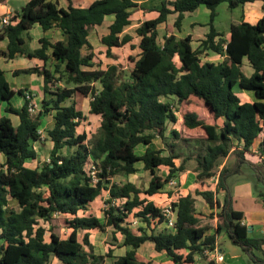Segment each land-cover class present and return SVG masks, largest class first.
Instances as JSON below:
<instances>
[{"label": "trees", "instance_id": "obj_1", "mask_svg": "<svg viewBox=\"0 0 264 264\" xmlns=\"http://www.w3.org/2000/svg\"><path fill=\"white\" fill-rule=\"evenodd\" d=\"M254 1L263 3L262 17L253 25L232 24L229 38L223 39L213 26L217 6L225 3L233 10ZM200 6L210 11L209 32L193 49L189 36L178 39L166 25L176 15L173 27L180 30L184 15ZM138 7L131 0H98L87 8L63 10L46 0H30L14 14L16 24L3 26L0 38H7L8 44L0 50V59L23 56L41 61L40 66L14 74L40 76L43 97L39 111L30 115L26 91L12 89L0 69V106L5 105L0 117V264H50L52 259L60 264H105L107 260L109 264H153L138 257L144 244L173 264H193L204 251L215 248L222 233L254 263L264 264V237L248 235L242 214L232 208L227 185V179L246 166L254 182L264 186V140L257 149L260 163L253 165L245 158L264 133V0H161L158 8L150 10L157 12L155 19L142 22L133 34L124 33L132 24V10ZM107 16L113 20L100 38L106 57L112 56L113 48L134 49L133 41L138 39L139 54L126 78L118 76L116 66L95 68L98 58L88 35ZM35 24L43 31L59 30L61 39L43 38L40 48L31 51L28 32ZM161 26H166L163 35ZM203 53L223 55L224 60L203 62ZM244 60L253 70L249 77L241 71ZM237 90L253 93L255 101L242 103ZM76 95L89 98V114L100 117L91 138L77 132L86 117L76 109ZM15 96L24 99L19 109L12 106ZM43 117L52 119L46 130L52 147L48 160L40 162L34 145L41 141ZM167 136L171 142L166 149L153 146L156 139L165 141ZM176 143L194 151L190 155L199 186L216 176L220 161L235 156L234 166H223L219 172L215 192L194 193L216 210L213 234L199 224L190 193L172 203L174 227L159 228L164 217L150 199L164 192L171 180L179 185L177 180L191 159L176 151ZM139 148L141 154L136 153ZM176 159H182L179 166ZM31 162L37 163L35 168L26 166ZM139 163L150 175L146 189L129 181H112L137 174ZM92 166L97 170L95 184L88 174ZM160 168L167 171L165 177L157 174ZM253 188L258 191L257 185ZM105 192L101 221L89 211ZM220 194L222 199L217 197ZM257 196L264 202V191ZM130 218L141 226L132 228ZM56 228L68 235L61 237ZM106 229H111L115 242L116 235L121 236L124 255L115 256L111 248L102 255L94 253L88 231Z\"/></svg>", "mask_w": 264, "mask_h": 264}, {"label": "crops", "instance_id": "obj_2", "mask_svg": "<svg viewBox=\"0 0 264 264\" xmlns=\"http://www.w3.org/2000/svg\"><path fill=\"white\" fill-rule=\"evenodd\" d=\"M29 1L30 0H2V2L0 1V32L3 28L1 20L6 16L14 15L18 10H20ZM46 1L55 3L57 7L60 9L67 10V8L70 6L74 8H87L93 2L98 1V0H46ZM131 1L137 3L139 7L133 9L131 12L132 14H131L130 19L132 21V24L124 31V33H129V34H133L134 29L138 25H140L142 22L155 19L158 15L157 12L150 11V10L153 8H158L161 2V0H131ZM168 1H175V0H168ZM221 14H224L226 16V19L221 18V23H220V22H217L216 20L217 17H216L214 19L213 26L217 32L221 33L222 38L227 40L229 38V30L232 24H236L240 22H247L253 25L257 23V21L263 15V3L261 1H254L250 3H246L233 10H230L227 4L222 3L221 4ZM209 16H210V11L206 7L200 6L194 12L187 13L184 15V19L182 20L180 30H176L173 27V22L175 20L174 18L176 17V15H171L169 17L166 26H169L170 24L172 25L171 33L174 34L178 39H183L189 36L191 38L192 48L196 49L200 46L201 41L205 39L207 33L209 32V27L207 26ZM172 18L173 20H171ZM112 20H113L112 16H107L105 17L103 23L100 26H95L93 29L89 31L88 41L93 47V52L98 58L100 54L105 55L106 47L100 43V38L107 34V27L112 22ZM166 26H161L159 30L163 29L165 32ZM28 36H29V39L27 40V46L31 51H34L40 48L41 46L40 40L43 38L49 40L50 42H55L61 39V34L59 30L51 29L48 31H43L41 26H39L38 24L33 25L31 29H29ZM7 44H8L7 38H0V50L6 49ZM125 46H128V45H125ZM263 48H264V44H263ZM114 49H119V48L111 49V53L114 51ZM200 57L203 62L206 61V62H211L214 64H217L224 60L223 55H215V54H209V53H203ZM41 64L42 62L37 59L29 60L23 56H19L12 60H6L3 58L0 59V69L4 72L7 82L9 83L8 77H10L11 79H14L15 81L18 80L13 86H11L9 83L10 87L14 90H22L23 92L30 91L32 95L34 96L35 102H40L43 97V79L40 76L36 74H32V73L15 75L14 72L27 70V69L33 68L34 66H40ZM241 71L247 77L251 76V74L253 73L252 68L248 65L246 60L243 61ZM236 93L242 103H252L255 101L253 93L249 91L237 90ZM13 100H14V103H13L14 106L13 105L12 106L15 109H19L24 103V99L20 96H15ZM1 107L2 109H4L5 105L0 106V108ZM3 115L4 113L1 112L0 117H2ZM218 123L219 125H221L222 120H219ZM261 140H264V133L258 139H256L255 142L253 143L251 153H248L245 155L246 160L253 165H257L258 163H260V157L258 156L257 149H258V145ZM49 143L51 145L50 147H52V144L50 141ZM228 157L225 159L223 165L226 164ZM26 166L29 168L36 167V166H30L29 163H27ZM185 173L188 174L189 171H186ZM192 174H194L195 176V173H192ZM244 174H246V172ZM244 174H242V171H241L239 175L243 176ZM130 176H133V175H130ZM182 177L183 175H181V177L179 176L180 178L179 181L182 179ZM185 177H187V175H185ZM127 180L134 184V182H132V180H130L129 178ZM230 195L232 197V208L234 211L240 212L242 214L241 224H244L247 227L248 235L254 238L264 237V202L262 198L258 197L257 195L253 193V185L250 182H243L242 184H235L234 193L232 191V194L230 193ZM102 196L107 198V193L106 192L103 193ZM217 197L219 199H222L223 195L220 194ZM153 198L154 197H152V199L150 200L154 202ZM168 199L170 200V197ZM214 221H215V228H216V218L214 219ZM107 232H108V229H106V231L102 234L104 235ZM214 232H215V229L214 231L211 229L207 230V234H213ZM88 234L90 238L95 234L99 235V232L96 230H91V231H88ZM67 235H68V232H67ZM224 235L225 234L222 233L221 235L217 237V240H216V245L221 252L222 250L219 248V242L221 241ZM116 237H117V241L120 242L122 240V238H120L121 237L120 235L117 234ZM144 246L151 247L152 251L156 254L155 258L157 260H153V261L149 260L153 264H173L164 254L156 253L150 244H144L140 248L143 249ZM111 247H112L111 249L115 248V246H111ZM119 250H121V253L119 255H116V250L113 251V254L115 256L124 255L126 249L124 247H120ZM138 253L139 251H137V254ZM256 255L258 257H261L260 253H256ZM138 257H139V254H138ZM57 262L58 261L56 259H52L50 264H57ZM58 264L60 263L58 262ZM222 264H226L225 257H224V261Z\"/></svg>", "mask_w": 264, "mask_h": 264}, {"label": "rangeland", "instance_id": "obj_3", "mask_svg": "<svg viewBox=\"0 0 264 264\" xmlns=\"http://www.w3.org/2000/svg\"><path fill=\"white\" fill-rule=\"evenodd\" d=\"M215 13H216V17H217L216 18L217 22L221 23V18L226 19V16L224 14H221V4L217 6V8L215 9ZM171 20H173V18ZM208 22H209V20H208ZM169 28H172L171 24L169 25ZM163 33H164V30L160 29L159 34L163 35ZM137 44H138V39H136V40L134 39V41H133L134 49H130L128 46H125V47L119 48V49H114L111 57H106L105 55L100 54L99 58L97 57L98 60L95 61L96 62L95 68H101L103 70H106L108 66H116L118 76L120 78H126L128 73L130 72L131 68L133 67L132 60L137 59L138 54H139V49L137 48ZM8 81H9L10 85L13 86L18 80L15 81L14 79H11L10 77H8ZM75 98H76L75 99L76 109L81 111L84 114V116L86 117V119L80 123V125L77 129V132L78 133L84 132L87 134L88 138H91L92 135H96V133L98 131V128L100 125V117L89 114V107H88V103H87V102H89V98H84L81 95H76ZM13 103H14V100L12 101V105L14 106ZM38 103H40V102H38ZM1 112H3L2 107L0 108V114H1ZM36 113H34L33 115H36ZM11 120H12V123L14 125L17 124V119L14 116L11 117ZM41 121H42L41 126H40L41 141L34 145L35 150L37 151V154H38V159L40 162L48 160V154H49V151L51 149V147H50L51 145L49 143V140L47 139L46 130L51 125L52 119L50 117H43L41 119ZM175 128H177V126ZM167 137H169V139H167L165 141H162L160 139H156L154 141L153 146L156 149H166L165 144L171 142V137L170 136H167ZM176 144H177L176 151H178L182 157L190 155L191 152H192L191 154H194V151L192 149H186V148L184 149L183 146L179 145V143H176ZM142 152H143L142 148H139L138 150H136L137 154H141ZM190 156H191V159L186 161V163L184 165L185 171L183 172V173H185L186 171H189V173L188 174H186V173L180 174V177H181V175H183V177L180 180L179 185H176L174 190L169 189V187L167 185L166 190L164 192L154 196L153 200L158 207L162 206L164 203H167L168 202L167 199L172 195H173V200H174V198L175 199L178 198L179 195H185V194L190 193L194 196L195 190H211V191L215 192L219 172L222 169V165H223L225 159L220 161V165L215 171L216 176L210 180L205 181L204 186H199L197 184L198 182L196 181L194 174H192V173H194L196 163L193 159V155H190ZM181 160L182 159H176L175 160L176 166H179L181 164ZM234 164H235V156L233 154H231V155H229V157L226 161V164L223 166H226L227 168H232L234 166ZM29 165L30 166H36L37 163L31 162V163H29ZM141 167H142V165L140 163L137 164V168L139 169V172L133 176H126V177L125 176H117V177H114L112 179V181L117 182L118 184H122V183L128 181L127 179L129 178L139 188L146 189L147 185H148V181L150 179V175L148 172L143 171L141 169ZM245 172H246V174H244ZM166 173H167V171L164 168H160L157 171V174L159 176H162V177H165ZM242 174H244V175L243 176L234 175V176H230L227 179V185L230 189L231 194H232V191L234 193L235 184H242L243 182H250L252 185L254 184V185L258 186V191L255 190V188H253V193L255 195H257V193L259 191H264V186L262 184L255 183L253 180L254 178L253 177H252L253 179L251 178V175H253V174H252V170L250 168L244 166L242 168ZM185 175H187V177H185ZM179 179L177 181H179ZM181 182H183V183H181ZM254 185H253V187H254ZM168 191L171 193V195L167 194ZM104 196L97 198L90 205V211H89L94 216H97L101 221L104 220L103 213H102V211L105 208L104 207V200L106 199V197H104ZM141 197L143 198L144 195H141ZM194 198H195V213L197 214V216L199 218V224L203 227H206L207 230L211 229L214 231V229H215L214 219L216 218L215 217L216 210L209 209V207L204 203V201L201 199V197L194 196ZM13 204H15V203L10 202L11 206ZM132 221H133V218H130L129 222L131 223L132 228H134V229L137 228L138 227L137 224L133 225ZM53 224L55 225L57 223L54 222ZM55 226H57V225H55ZM139 226H141V225H139ZM55 230L59 235H62L61 237H66L67 232L65 230H62V229L59 230L57 228ZM100 233L101 232H99V235L95 234L89 238L90 242L93 245L94 253L102 255L107 251V247L112 248L111 246H115V248H113V249L116 250V255H119L121 253V250H119V248L121 247V244H120L121 241L115 242L111 238V229H108V232L104 235L102 233H101L102 234L101 235ZM219 248L222 250V254L225 257V263L226 264H257V263H254L250 259V257L247 254H245L239 247L232 245V243L229 241V239L226 235H224L222 237L221 241L219 242ZM138 251H139L138 254H139L140 260H144V261L157 260L155 258L156 254L152 251L151 247H149V246H144L143 249L140 248ZM57 264H58V262H57ZM105 264H109V261L107 260L105 262ZM193 264H210V263L207 262L205 260V258L200 257Z\"/></svg>", "mask_w": 264, "mask_h": 264}, {"label": "built area", "instance_id": "obj_4", "mask_svg": "<svg viewBox=\"0 0 264 264\" xmlns=\"http://www.w3.org/2000/svg\"><path fill=\"white\" fill-rule=\"evenodd\" d=\"M14 15H9L4 17L1 20V23L3 26H7V25H11V24H16V22L18 21L17 19L13 20ZM24 98L26 100L29 101L28 105H27V109L30 115H33L34 113L38 112L40 109L39 103L34 101V96L32 95V93L26 91L24 93ZM39 134L41 136V130H39ZM90 171L88 172V174L91 177L92 183L95 184L97 182V170L92 166L90 169ZM176 186V182L174 180H171L168 183V187L169 189L174 190ZM178 198H174L173 200V195L170 196V200L167 199V203H164L162 206H160L161 208V212L162 215L164 217V221L163 224L159 226V228H165V229H172L174 227V222H175V211H174V207L172 206V203H175L177 201ZM133 225H138L139 222H137V220L132 221ZM202 257L205 258V260L209 263L212 264H222L224 261V256L222 254V252L218 249L217 245L215 246V248L213 250H206L203 252Z\"/></svg>", "mask_w": 264, "mask_h": 264}]
</instances>
